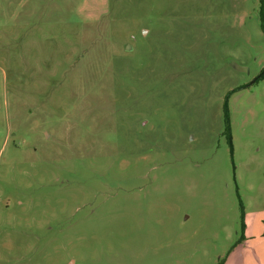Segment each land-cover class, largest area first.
Returning <instances> with one entry per match:
<instances>
[{
    "label": "rangeland",
    "instance_id": "rangeland-1",
    "mask_svg": "<svg viewBox=\"0 0 264 264\" xmlns=\"http://www.w3.org/2000/svg\"><path fill=\"white\" fill-rule=\"evenodd\" d=\"M260 5L0 0V264H253Z\"/></svg>",
    "mask_w": 264,
    "mask_h": 264
},
{
    "label": "crops",
    "instance_id": "crops-1",
    "mask_svg": "<svg viewBox=\"0 0 264 264\" xmlns=\"http://www.w3.org/2000/svg\"><path fill=\"white\" fill-rule=\"evenodd\" d=\"M259 240L254 244L253 247V264H264V231L261 230L259 233Z\"/></svg>",
    "mask_w": 264,
    "mask_h": 264
},
{
    "label": "trees",
    "instance_id": "trees-1",
    "mask_svg": "<svg viewBox=\"0 0 264 264\" xmlns=\"http://www.w3.org/2000/svg\"><path fill=\"white\" fill-rule=\"evenodd\" d=\"M260 1H261V5H260V15L259 16H260L261 26H262V29L264 31V0H260ZM226 122H227V130H229V116H228V114H226ZM242 217H244V213L242 214ZM243 226H244V222H243Z\"/></svg>",
    "mask_w": 264,
    "mask_h": 264
}]
</instances>
